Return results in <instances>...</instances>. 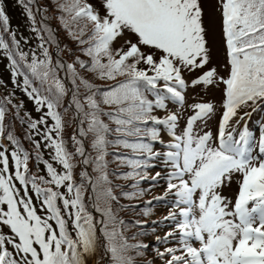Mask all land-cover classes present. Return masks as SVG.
Returning <instances> with one entry per match:
<instances>
[{
	"label": "snow or ice",
	"instance_id": "6c2138e0",
	"mask_svg": "<svg viewBox=\"0 0 264 264\" xmlns=\"http://www.w3.org/2000/svg\"><path fill=\"white\" fill-rule=\"evenodd\" d=\"M16 3L39 43L24 50L28 40L17 38L0 0V59L11 84L37 112L46 109L38 119L25 113L26 122L59 170L42 161L34 140L45 174L33 172V154L5 122L9 112L20 118L23 102L13 103L15 88L0 79L7 92L0 140L8 142L0 143V264H264V121L255 131L247 123L264 108V0ZM50 9L37 27V15ZM50 19L73 47L61 48ZM45 45L55 46V60ZM110 145L131 150L116 159L131 169L120 175L135 191L113 192L104 160ZM157 187L142 215H152L153 202L165 215L118 216L136 207L120 205L119 196L136 199ZM146 223L154 243L137 239L149 235ZM130 225L138 230L128 235Z\"/></svg>",
	"mask_w": 264,
	"mask_h": 264
},
{
	"label": "trees",
	"instance_id": "16d2710c",
	"mask_svg": "<svg viewBox=\"0 0 264 264\" xmlns=\"http://www.w3.org/2000/svg\"><path fill=\"white\" fill-rule=\"evenodd\" d=\"M39 2L42 4V6L47 7L49 4H51L52 0H39ZM7 3H8V14L9 15L13 16L17 12L22 11L19 7H17L14 4L13 0H7ZM46 15L51 16L52 15V9H50L49 12L46 13ZM36 18L38 19V16ZM52 20L55 21V23L57 25V32L61 36V39L63 42V47L65 44L68 45L69 47H72L71 43H70V37L67 36L66 32L61 28V26L59 25V23L56 19H52ZM47 46H54V45H47ZM68 58L71 59L70 57H64V59H68ZM107 170L109 171L110 175L113 176V178L111 180L112 185H115L116 181L126 182V181L130 180V179H124L120 175L121 173H124V172L131 170L130 168L127 167V165H121V164L113 163V164H110L108 166Z\"/></svg>",
	"mask_w": 264,
	"mask_h": 264
},
{
	"label": "rangeland",
	"instance_id": "374dc122",
	"mask_svg": "<svg viewBox=\"0 0 264 264\" xmlns=\"http://www.w3.org/2000/svg\"><path fill=\"white\" fill-rule=\"evenodd\" d=\"M9 77H10V76H7L8 81H10Z\"/></svg>",
	"mask_w": 264,
	"mask_h": 264
},
{
	"label": "bare ground",
	"instance_id": "6f19581e",
	"mask_svg": "<svg viewBox=\"0 0 264 264\" xmlns=\"http://www.w3.org/2000/svg\"><path fill=\"white\" fill-rule=\"evenodd\" d=\"M262 114H263V116H264V112H263Z\"/></svg>",
	"mask_w": 264,
	"mask_h": 264
}]
</instances>
